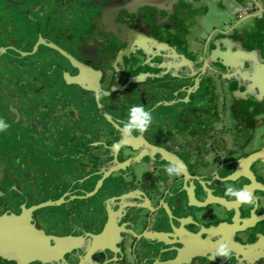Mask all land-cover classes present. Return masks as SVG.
<instances>
[{
  "label": "flooded vegetation",
  "instance_id": "flooded-vegetation-1",
  "mask_svg": "<svg viewBox=\"0 0 264 264\" xmlns=\"http://www.w3.org/2000/svg\"><path fill=\"white\" fill-rule=\"evenodd\" d=\"M219 54L231 66L213 73L209 63ZM62 73L76 83L65 84ZM175 74L183 78L148 81ZM50 78L64 87L66 100L53 108L52 116H63L49 130ZM152 92L158 97L149 103ZM95 95L122 120L134 105L154 108L159 116L140 134L141 145L170 151L186 166L183 173L170 177L164 163L155 182L143 171L135 187L125 170L113 176L129 187L118 201L106 200L107 192L81 204L70 200L120 165L108 158L119 145L97 139L99 128L111 126L98 115ZM0 119L9 124L0 132V217L9 230L0 264H123L125 232L138 237L128 226L127 205L159 209L164 218L184 212V222L198 224L181 231L194 244L191 256L208 259L189 258V264H264V0H0ZM83 131L94 139L80 141ZM50 160L68 168L47 171L58 173L48 196L65 198L45 208L44 162ZM79 172L84 179L76 181ZM103 183L100 190L109 182ZM141 185L147 196L139 197ZM229 185L248 188L256 204L225 197ZM225 240L231 258L211 259ZM44 246L61 253L51 257Z\"/></svg>",
  "mask_w": 264,
  "mask_h": 264
},
{
  "label": "water",
  "instance_id": "water-1",
  "mask_svg": "<svg viewBox=\"0 0 264 264\" xmlns=\"http://www.w3.org/2000/svg\"><path fill=\"white\" fill-rule=\"evenodd\" d=\"M225 53V52H223ZM233 56V55H232ZM217 60L211 59L209 64L214 66V72L218 71L220 68H227L231 66V62L221 60L224 59L222 54L216 55ZM233 57H231L232 59ZM239 67H242L245 70L246 77H244V81L249 82L250 78L248 75V69L245 67L246 65L244 62L240 61L238 63ZM195 73L190 74L192 77ZM183 78L181 75L175 74L166 77H156L154 79H148V81L154 83L156 79H166V78ZM73 76L68 78L66 73H62V79L65 84H74L76 81L72 79ZM142 83L141 81H136L132 84H139ZM150 84L149 88L151 91H154L156 88L155 85ZM247 85L245 84V90L250 95V91L247 89ZM82 90L84 87H79ZM149 103H153L155 99L158 97V93L152 92L149 96ZM95 103L96 108L98 109V115H100L104 122H107L111 126V130H105L103 128H99L97 130V139L102 140L103 142H114L117 143L118 149L114 154H109L108 158L109 161H116L120 165L115 169L110 170L105 175H100V178L93 184L91 190H84L78 189L80 195L74 197L73 200L75 203H83L85 200L89 199L90 196L98 197L102 192H107L110 195L109 198L106 200H119L121 199L124 191H126L129 187L123 185V181H114L113 176L120 175L119 173L122 171L127 170L129 174L134 176V179L130 181L132 186L138 187L139 184V176L143 171H147L150 174L151 179L155 182L156 180V173H160L164 170L161 167V164L168 163L173 161L171 158V152L166 150L165 148L159 146L152 147H143L140 142V134L139 132H132L130 135H126L123 133V123L127 121V116L122 119L115 117L114 115L106 112L103 108V105L99 102L95 95ZM146 103L142 104L145 106ZM152 113V123L150 124V128L153 124L157 121L159 114H157L156 110L152 108L148 110ZM120 123L121 125H119ZM148 127V128H149ZM131 155H134L131 157ZM253 156H258V150L252 152L247 156V161L251 160ZM107 163V162H106ZM151 166L155 170H151L147 168ZM146 170H144V168ZM142 169V170H140ZM104 181L109 182L106 183L107 189L100 190L99 188L104 186ZM181 185L186 184V179H182L180 182ZM157 192H160L158 189L157 184H155ZM141 190L139 193V197L147 196L149 193L148 191H144L145 186L141 185ZM115 189H117L118 194L115 193ZM98 191V192H97ZM116 191V192H117ZM129 191V190H128ZM178 191L182 192L184 197L186 198L185 192L182 189ZM162 193V192H161ZM64 195L61 194L56 197L47 196L44 198V207L47 206H56L58 207L60 202H64ZM105 200V201H106ZM117 202H115L111 207L117 206ZM129 209V219H128V226L132 229V231L138 236L132 235L130 233L125 232L126 237L128 239V249L125 251V256L123 257L124 263L123 264H189L191 258L200 257L203 258L205 261L208 259L207 253H201L199 255L191 256V252L194 250V244L187 239L185 235L182 233V229H187L189 224L195 229H198L200 226L196 223H186L184 222V212L179 211V216H170L166 213L165 218L162 215V212L159 209H155L154 211L149 212L145 207H138L136 205H127ZM158 210V211H157ZM156 212V213H155ZM109 221V222H108ZM112 220L107 219L105 224L108 222L110 223ZM118 222V220H117ZM7 218L0 217V255L5 256L9 247V230L7 227ZM215 220L210 221L209 224L213 225ZM200 229V228H199ZM123 232V231H121ZM146 232H150L153 235L147 236L145 235ZM206 232L201 231V234L204 235ZM44 234V240H45ZM47 237V236H46ZM150 238L151 242H147L146 239ZM49 252L53 254L51 257H57L60 255V247L58 249H51L44 246V252ZM111 253H119L116 249H110ZM94 253H98L94 251ZM190 258V259H189ZM120 260H115L121 262ZM161 260V262H159Z\"/></svg>",
  "mask_w": 264,
  "mask_h": 264
},
{
  "label": "clouds",
  "instance_id": "clouds-1",
  "mask_svg": "<svg viewBox=\"0 0 264 264\" xmlns=\"http://www.w3.org/2000/svg\"><path fill=\"white\" fill-rule=\"evenodd\" d=\"M152 123V113L145 110L141 105H134L129 110V116L126 122L123 123V133L130 135L133 131H137L141 134L147 131L148 127ZM9 124L5 120L0 119V132L6 131ZM185 165L180 162L170 161L165 167V172L170 176H180ZM225 197H233L235 202L240 204L254 205L256 199L252 192L248 188L237 189L231 185L227 186L224 191ZM233 254V249L229 246L228 241H221L213 252L211 259L221 258L222 260H228Z\"/></svg>",
  "mask_w": 264,
  "mask_h": 264
},
{
  "label": "rangeland",
  "instance_id": "rangeland-1",
  "mask_svg": "<svg viewBox=\"0 0 264 264\" xmlns=\"http://www.w3.org/2000/svg\"><path fill=\"white\" fill-rule=\"evenodd\" d=\"M46 68H47V65H44V70ZM46 73H47V70H46ZM17 80L18 79L15 76L14 79H13V81L14 82H17ZM51 80H52V78H50L48 82L45 81V86L47 84V86L45 87V89L48 88L46 90V93L49 94L48 101H49V108H50V111L51 112H48V111L44 110V126H45L46 129H49V130L52 128L51 127V123L58 122L60 120L61 116H63V115H61V116L58 115V117L56 115L55 116H52V113L54 112V109L53 108H56V105H57L56 103H59L60 106H64V103H65V100H66V98L65 99H61L60 98V95L61 96H63V95L66 96L65 95V92H63L64 87L61 85V83H58V82H56V83L50 82ZM22 89H23V84H21V83H19V84L14 83V90H16V92L23 91ZM55 96H58V97H55ZM68 102H75V99L69 98L68 99ZM85 115H86V111H84V112L81 113V116L82 117L85 116ZM66 122H68V121H66ZM70 123H73V121L70 122ZM80 129H83V127H81ZM69 134L71 135V133H69ZM61 137L59 139H61ZM63 139H65V138L63 137ZM51 161L52 160H50V162H48V161L44 162V198L47 197L50 194L49 191L53 188L55 182H57V180H53V179H57L56 177H57V174H58V173H51V172H47V171H50L51 168H56L57 170L59 169L62 172L63 170H66L68 168V167H66V166H68L66 163L61 164L58 161H52V162ZM83 167H85V166H83ZM82 169H84V168H82ZM77 174H82V176H80V178L78 177L76 181H80L81 179H84L83 178L84 177L83 176L84 175L83 173H80L79 172ZM93 184H91V186ZM87 187L90 188V184H88ZM91 206H92V204H89L88 207H87L90 210L89 212L92 211V207L93 206L92 207ZM83 207H85V206H83Z\"/></svg>",
  "mask_w": 264,
  "mask_h": 264
},
{
  "label": "crops",
  "instance_id": "crops-1",
  "mask_svg": "<svg viewBox=\"0 0 264 264\" xmlns=\"http://www.w3.org/2000/svg\"><path fill=\"white\" fill-rule=\"evenodd\" d=\"M84 129V128H83ZM91 133H89L88 131H83L82 132V134H81V136H79L78 138H80V141H84V142H87V141H89V140H91V139H94V138H92L91 137ZM93 136H95V138H96V134H94ZM91 137V138H90ZM65 152H66V150H65ZM51 170H53V168H51Z\"/></svg>",
  "mask_w": 264,
  "mask_h": 264
}]
</instances>
